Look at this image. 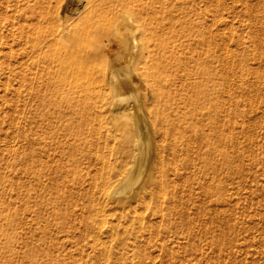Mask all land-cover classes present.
<instances>
[{
	"label": "bare ground",
	"instance_id": "1",
	"mask_svg": "<svg viewBox=\"0 0 264 264\" xmlns=\"http://www.w3.org/2000/svg\"><path fill=\"white\" fill-rule=\"evenodd\" d=\"M255 2L256 5L261 4V8L255 7L254 2L246 4L244 10L247 15L246 24L249 27V38L252 39H249L253 44L252 50L257 48L256 52L259 50L264 52V0ZM226 6V0H0V91H2L0 95L2 102L6 99L10 101L9 115L5 120V116L0 114V124L6 122L8 128L16 130L14 134L16 142L9 146L8 155L2 162L6 170L0 175V184H10L11 191L13 186L17 189L18 186L21 187L20 191L15 193L18 202L11 199L12 192L6 195L3 189L0 194L1 255L5 257L6 252L14 245L16 231L12 235L7 230L16 228L14 225L21 223L22 219L19 216L21 208L35 206L36 212L33 211L39 214V218L43 217L44 213L50 214L49 209L53 213L58 211L59 208L55 210L58 205L55 197H61L68 191L61 190L60 186L69 179L64 164L61 166L59 163L60 158L66 157L67 161L70 159L73 161L71 163L76 164L77 161L74 159H78L77 156L80 155L78 153L75 156L76 147L82 143L85 149L86 142L91 138L87 140L85 137L89 136L90 120L95 116L96 131L101 130L106 107L113 113V118L109 121L113 131L119 132L124 145H128L123 153L125 157L132 156V163H128L129 165L118 173L115 179L118 181L117 186L113 188L111 183L112 188L107 190L106 186L109 185L105 181L103 182L106 183L105 187L101 186L100 192L107 195L126 194L134 189L128 197L117 202L122 209L125 210L127 207L126 211L120 212V216L124 217L128 224L122 225L121 229L113 228L114 241H123L124 237L117 233L120 230L125 238L134 240L147 231L156 233L162 230V233L169 231L178 238L194 239L192 225L196 221L191 213L188 214L185 203L188 206L186 200L192 197V201L195 199L194 191L198 189L196 182L194 183L196 187L192 188L191 175L193 177L194 172L201 176L200 178L203 177L204 181L206 171L189 168L193 170L190 175L192 170L187 171L188 167L198 160L206 163L203 168H207V165L212 167L209 162L210 160L213 162L214 155L218 161L228 166L232 164H229L231 162L229 156L233 153L229 149L231 154H228L229 151L223 150L224 146L221 148L218 143L223 138L222 133L227 130V125L223 132L220 129V125H224V122H221L222 113L231 109L226 105L229 99L226 96L232 97L228 93V87L235 84L239 88L250 90L257 88L262 75L259 66L252 69L244 64V61L241 64L229 63L228 60H235L240 56L243 59L250 50L251 43L245 45L246 38L243 40L240 34L235 38L232 30H228L232 25L230 22V26L228 25V20L220 12ZM220 24L229 27L219 28ZM105 45L109 46L107 52L103 49ZM250 73L253 78L249 79L246 85L247 75ZM97 87L100 90L98 94L94 91ZM105 88H109L113 101H99L105 98V93H102ZM9 93H12V96L7 98ZM19 101H23V108L13 107ZM231 102L234 103L235 100ZM222 126L221 128H224ZM93 130L95 131V128ZM108 130L110 132V127ZM99 132L98 139L101 135ZM226 135L228 137L229 134ZM93 136L94 134L92 138ZM51 138L53 144L48 143ZM82 145L78 148L83 149ZM202 146L205 147V151L201 149ZM53 148L55 150L57 148L55 152L59 156L57 162L59 167L55 165L54 170H52L54 166L49 167L51 164L44 166L47 160L43 158L54 154V151L49 152ZM66 148L74 149V153L67 151ZM49 158L52 159V156ZM214 163L215 160L213 165ZM219 165L216 164L211 171L214 173ZM46 167L52 175L46 178L52 179L53 183L56 182L54 185L50 180L49 185H53L51 193L47 187L45 188L46 185L49 187L47 181L44 188L42 187L44 182L42 173ZM235 168L233 170L236 172ZM71 172H68L69 175ZM228 172L226 170V173ZM137 184L139 185L135 187ZM210 185L209 183L208 186ZM200 186L204 187L203 184ZM217 188L221 190L223 187ZM47 189L49 191H46ZM178 190H185L181 195L182 199ZM208 190L210 191L211 187ZM46 193L49 194L47 200ZM206 196L203 197L202 193L200 198ZM186 197L187 199L183 200ZM15 203L17 207L14 208L12 206ZM194 208L197 206L191 208L193 212ZM202 209H196L197 213L200 211L199 217L204 214ZM208 212L212 211L207 210V214ZM59 213L62 214L60 210ZM146 213L157 216L160 224L152 223L153 219H150L151 222L148 224L145 220ZM213 215H216L217 221V213ZM100 222L108 223L109 220L103 216ZM23 231L22 233L25 232ZM204 231L208 233V229ZM206 235L211 237L209 240L211 244L218 245L221 238L225 239L224 232ZM124 244L126 246V243ZM34 245L31 247L34 248ZM189 245L186 251L192 253L188 252V255L198 251L194 242ZM162 246L165 247L164 244ZM26 249L24 248V251ZM18 252L22 258L21 250ZM44 252L45 256L49 255L47 251ZM35 253L38 252H34L33 255ZM8 258L11 259L10 256ZM35 258L33 257L34 261ZM9 259L0 264L13 263L8 262Z\"/></svg>",
	"mask_w": 264,
	"mask_h": 264
},
{
	"label": "rangeland",
	"instance_id": "2",
	"mask_svg": "<svg viewBox=\"0 0 264 264\" xmlns=\"http://www.w3.org/2000/svg\"><path fill=\"white\" fill-rule=\"evenodd\" d=\"M255 1L256 0H245V1L244 0H238V1L226 0L227 6L224 9L220 10V12L223 13V17H225L226 20H228V25L231 23L230 25H232V27L229 25L231 29L228 28V30L229 31L232 30L234 37L236 38L237 34H240L243 40L246 38L245 39L246 41L244 40L245 45L251 43L250 50L247 51L248 52L246 55L247 57L245 56L242 59V57L240 56L238 58H235V60H228L229 63L235 62L236 64H241L244 61V64H246L248 67L249 66L252 67V69H255L257 66H259L260 68L258 67V69L262 71V73L260 72V75L261 74L262 75H261V81H258V83L260 82V85H257V88L254 87L251 90L250 88L249 89L243 88V87L239 88L238 85L233 84L232 87L230 86L231 88L234 89L233 91V89L227 86L229 88L228 93H230V95L233 98L230 96H226V97L227 99L232 98L231 101L235 100V102L233 103L229 101V99L228 100L226 99L227 100L226 105L227 107L229 106L231 109L228 107L230 111L229 112L227 111L228 113L227 112L222 113L223 118L221 117V122H224L225 126L220 122V124L223 125V126L220 125V129L222 130V132L226 128L227 130H225L224 133H222L223 138L219 140L218 143L220 144L219 146L221 148L223 146L226 147V149L223 147V150L227 152L229 151L228 154L230 153V150H231V153L234 154L233 155L230 153L231 156L233 157L229 156L230 161H231L229 164L231 163L232 164L228 166L225 163H222L220 160L218 161L214 155V158L212 161L214 162L215 160L216 163H214L213 165V162H211L210 160L209 164L211 163L212 167H214L216 164L217 165L220 164L219 167L217 166L218 169L215 170L216 172L218 171L217 173L214 171L215 173L214 174L211 171L212 167H210V165H207V168H203L202 166H206V163L205 162L203 163L202 161L201 163L199 162V160L196 161V163L194 164L195 166L192 165L188 167V170L186 169L189 172L192 169L193 170L195 169V171H197L199 168H200L199 171L202 169H205L206 171L205 173L206 176H205L204 181L202 180L204 179L203 177L200 178L201 176L199 177L198 175H196V173L193 172V170L191 171L190 175L193 172V177L191 175L192 179H190L192 188H195L196 187L195 185H198L197 187L199 189V192H198V189L196 188L194 191V194L195 193L196 194L193 195L195 199L193 201L191 200L193 199V197L188 198L190 200H188L187 197L183 199V200L187 199L186 202L188 206L186 205L184 201L185 208L187 207L186 209H187L188 214L191 213L192 218L195 219L196 221L194 222L193 220L194 223L192 222L193 223L192 231H194L195 233L194 239H188L187 237L178 238L174 236L172 233H169V231L162 233L163 232L162 230V231L156 232L157 234L154 232L147 233L148 232L147 231L146 233L137 236L134 240V238H125V235L122 234L123 232H121L122 230L120 231L117 230L119 231L117 233H121L119 236L124 237L125 240L123 239L122 242H118V240L114 241L113 239L114 236L112 233V230H114L113 228L115 227L117 229H121L122 225L128 224L126 223L125 218L120 216V212L126 211L127 207L124 210V208L122 209L120 205L117 204V202L120 199L128 197L132 193V191H134V189H132V191L126 194H123V193L116 194L115 193L113 195V193H108L107 195V194L100 192L101 190L100 188H102L101 186H104L106 184V183H103L105 181L107 182V185H109V186H106V188H108L107 190L111 189L113 186H117L116 184L118 181H116L115 179H117L119 175L118 173H120V170L122 168L129 165L128 163H132L131 161L132 156L128 155L125 157V153H123L124 151H126V147H128V145H124V143L122 142V137H120L119 132L116 133L115 130L113 131L111 124L109 122L110 119L113 118L112 117L113 113H111V110L107 109L106 107L105 108L106 110L104 111L105 115H103L104 117L103 124H102L103 127L101 128V130L98 129V131H100L99 134H101L99 135L100 136L99 139L97 136L98 131H96L97 124H95L96 121H94L96 120V117L94 116L93 119L90 120V124L88 125L90 127V132H89V136L87 135L85 137L87 140L90 137L91 138L88 140L89 142L86 140L87 144L85 146V149L82 143L78 146L82 145V148L84 150L81 149L80 147L78 148V146L76 147L77 150L75 149V151H77V154L75 152V156L78 155V153H80V155L77 156L78 159H74V161H77L76 164L75 162L71 163L73 161H71L70 159H68V161L70 160L68 162L66 157H63V158H66V160L63 158H60L61 161L59 162V156H57L58 154H56L57 148L56 150L55 148H53L54 150L53 149L49 150V152H52V153L56 151L54 154L50 155L52 156L53 160L49 158L50 156L43 157L45 158V160H47L46 161L47 163L49 162L48 164H46V162H44V159H43L42 163L44 162V166L51 164L52 166L50 165L49 166L50 168L51 167L53 168L54 166L52 170L56 168L55 165H57V162H59L61 166H63L62 164H64L63 167L66 170L68 174L67 176L69 177V179L63 185H61L60 188L61 190L64 189L65 191L67 190L68 191L62 194L61 197L59 196L55 197L57 198V201H58V205H57V208L55 207V210L57 211V209L58 208L59 209L55 213L51 212L50 211L51 209H49L48 212L50 214L44 213L43 217L45 219H43V217H41L42 219L39 218L38 217L39 214L34 213L36 209L35 206L30 207V208H25L24 206L23 208H21V210H19V213H21L19 214V216H21V219H22L21 223L18 224L17 226L15 224L14 227L16 228H13V229L10 228L7 230V232L12 233V235H14L15 231L18 233L21 232V234H18L15 232L16 239L14 240L15 241L13 245L14 249H13V246H11L12 247L10 249L11 251L9 250L8 251L9 253L6 252L5 257L0 254V262H3L5 259H9L8 257L10 256L11 259H9L8 262H13L10 264H22V263L30 264L29 262H31V264H33L34 262L35 264H42V262L43 264H264V62H263L264 52L260 50L259 52H256L257 48L252 50L253 44H252V41H250L252 39L251 37L249 38V34H248L249 27L246 24L247 15L244 12L245 6L248 3L254 2L253 5L255 7L261 8V4L256 5ZM228 25L220 24L219 28H224L225 26L229 27ZM103 41L107 42L106 39H103ZM112 48L113 46L111 47V49ZM103 49L104 51L107 52L109 50V46L105 45L103 46ZM239 58H240V61H239ZM251 75L252 73H250V75H247L248 78H247L246 85L253 78ZM235 78H237V76ZM94 91H96L97 94L100 93L99 92L100 90L98 87L95 88ZM102 93H105V98L99 101H113L111 95L109 94V88H105V90ZM11 96H12V93H9L7 95V98ZM1 98L2 97L0 95V99ZM2 101L3 100L1 99L0 103L2 105L0 104L1 105L0 114L2 116H5V120H6V117L9 115L8 112L10 109V105H9L10 101H8L7 99L4 102ZM22 103L23 101H19L18 104L15 103L16 105H13V107L17 106L19 107V109L23 108ZM104 105L106 106V104ZM227 118H228V121L226 122ZM227 123L233 124L232 126L233 129L230 126L231 124L229 125ZM92 125L95 126L94 127L95 131L93 130L94 128L91 127ZM108 126L110 127V132L108 130L109 128ZM221 126L224 128H221ZM106 130L108 133H110L109 135L107 134ZM111 131L114 132V134H112ZM15 132H16L15 129L8 128V125L6 122L4 124H0V175H2V173L6 170L5 165H3L2 162L8 155L7 149L12 144H15L14 142H16L15 135H14ZM92 134H94L93 138H92ZM226 134H229L230 136L228 135L227 137ZM11 136H14V138H11ZM52 139L53 138H51L50 141L48 140V143L53 144V142L51 141ZM225 143H226V146H225ZM227 145H229L228 149H227ZM50 146L52 147V145ZM202 147L201 149L205 151V147L203 148ZM67 149L68 148H66V150ZM201 149H199V151ZM80 150H83V152L82 151L80 152ZM202 150L201 152H203ZM67 151L69 152L73 151L74 153V149L69 148ZM86 151L88 152V154H86ZM216 153L218 154V151ZM53 156H57V157H53ZM80 156H81V159H80ZM83 156H85L86 158ZM235 156H236V159H235ZM54 158H58V160ZM129 158H130V161H129ZM52 162L54 163V165ZM78 162H80V164ZM197 162H199L200 165ZM72 164L73 165L75 164L74 166H77V167L74 168ZM222 166H224V168ZM47 167L44 173H42L43 175L42 177L44 181L42 184V187L46 185V181H47V184L49 185L50 180H52V179L50 180L47 179V178L52 177L51 173L49 174L50 171L47 170ZM69 167H71V169ZM228 167H231V168L229 169ZM189 168H192V169H189ZM225 168L227 172L228 170L229 172H233L234 171L233 168H235L236 172L234 171L231 174L229 172L226 173ZM70 170H73L74 172L73 171L71 172ZM144 170L146 171V169ZM68 172H71L70 175ZM210 172H212L214 175L212 173L210 174ZM8 173L12 174L13 172L8 171ZM216 174H217V177H215ZM76 176L77 177L79 176L78 177V179L80 178L79 182H77L78 179ZM210 176H213V177L210 178ZM206 177L208 179H206ZM193 179L195 180L198 179L199 181H195V180L192 181ZM209 179H212V180L210 181ZM215 179L216 181H214ZM219 179L222 181H220ZM226 180H228V182H226ZM217 181H218V184H217ZM195 182L196 184L194 185ZM198 182L200 184H198ZM207 182H209L211 185L208 186L209 183L207 184ZM52 183H53V180L51 181V184ZM55 183L56 182H54L53 184L55 185ZM111 183H112V187H111ZM113 183H115V185ZM201 184L204 185L206 190L204 189V187H201V186L199 187V185ZM138 185L139 184H137L135 187H137ZM10 186H11L10 184H6V185L0 184V194L3 191V189L6 191L5 192L6 195L12 192L11 199L13 201H17L18 199L15 198V193H17L18 190L20 191L21 187L18 186V189H17L16 186H13V190L11 191L12 187ZM52 186L53 185H49L48 187L46 185L45 188L47 187L50 190ZM217 186L220 187L219 189H221L222 187L223 188L221 190H218ZM207 187L208 188L211 187V190L209 191ZM48 189L46 191H49ZM217 190L218 192H215ZM184 191L185 190H180V191L178 190V193H180L179 195L180 197L184 193ZM49 192L51 193V190ZM214 192H215L214 194L215 196L213 195ZM202 193H203V197L204 195L205 196L207 195L205 198L201 197L203 199L200 198ZM198 194L199 195L201 194V195L198 196ZM45 195H47V193ZM208 196L210 198H208ZM218 196L219 197L221 196L222 198L220 197L219 199ZM48 197H49V194L47 195V197L45 196V200H47ZM196 197L201 200H197ZM215 197H217L218 199L217 198L215 199ZM204 199L205 201H202ZM218 204L220 208L218 207ZM193 205L197 206V208H194V212L197 213L196 209L201 210L204 207L202 209L203 210L202 212L205 214V210H206V214L204 215L201 212V214L203 215L199 217L200 211H198V213L196 214L192 211L193 209L191 210V208L194 207ZM100 206H104V207L102 208ZM190 206L191 208H189ZM12 207L14 208L17 207V203H15ZM59 210L62 214H66V216L65 215L63 216L62 214H60ZM207 210L212 211V212H208L210 217L207 214ZM213 210H216V211L214 212ZM215 213H217V216H218L217 221H216V215H213ZM47 214L50 218H53L54 220L53 219L51 220L50 218H48V216H45ZM52 214H53V217H52ZM54 214L55 215L58 214L59 216L57 217ZM146 214L147 215L145 217V220L148 222V224H150L152 219H153L152 221H154L152 223H155V224L157 223V225L160 224L159 218L157 216L154 217V215H151L149 213H146ZM191 215H189V217H191ZM196 215H198L199 220L196 219L197 217ZM103 216H106V218L109 220L108 223L100 222ZM209 220H212V221H209ZM48 221L49 222L52 221V222L49 223ZM218 223H219V226H218ZM32 226L35 229H33ZM23 229L25 232L23 231ZM98 229H101V231H99ZM204 229L205 230L208 229V233H205ZM21 230L24 233H22ZM215 230L217 231L214 232ZM210 232L215 233V234H217V232L219 234L224 232L225 239L221 238L218 245L216 243L211 244L209 242V240H211V237L206 235V234L211 235ZM192 241L196 244L198 251L193 254H190L192 252L186 251V248L190 246L189 244L193 243ZM124 243H126V246ZM32 244L37 245V246L34 245L35 249L36 247L40 246L42 250H40V248L38 247L39 251H38V248L35 251H33L32 249L34 248H32L33 247ZM162 244H164L165 247H163ZM27 246H30L29 248H31L29 252H28L29 248ZM24 248L25 249L28 248V249L24 251ZM137 249H139V251H137ZM16 250L17 252H15ZM19 250H21L22 252V255H23L22 258H21L20 252H18ZM36 251L38 253L37 254L35 253L34 254L35 256H34L33 253ZM43 251H47L48 252L47 254L49 255L45 256V252L43 253ZM30 252L32 254H29ZM188 252H190L189 253L190 255H188ZM13 253L15 256L11 255ZM18 253H19V256H18ZM33 257H36L35 261L33 260ZM39 259L42 261L40 262ZM28 260L29 262H27ZM30 260H33L34 262Z\"/></svg>",
	"mask_w": 264,
	"mask_h": 264
}]
</instances>
